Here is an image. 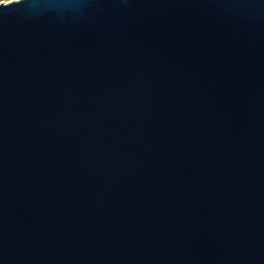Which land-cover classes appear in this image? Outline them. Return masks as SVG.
I'll list each match as a JSON object with an SVG mask.
<instances>
[{
    "label": "water",
    "instance_id": "obj_1",
    "mask_svg": "<svg viewBox=\"0 0 264 264\" xmlns=\"http://www.w3.org/2000/svg\"><path fill=\"white\" fill-rule=\"evenodd\" d=\"M0 264H264V0L0 4Z\"/></svg>",
    "mask_w": 264,
    "mask_h": 264
},
{
    "label": "snow or ice",
    "instance_id": "obj_2",
    "mask_svg": "<svg viewBox=\"0 0 264 264\" xmlns=\"http://www.w3.org/2000/svg\"><path fill=\"white\" fill-rule=\"evenodd\" d=\"M12 0H0V4L11 3Z\"/></svg>",
    "mask_w": 264,
    "mask_h": 264
}]
</instances>
